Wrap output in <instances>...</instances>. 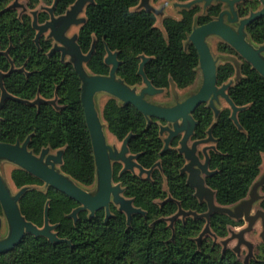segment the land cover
<instances>
[{
  "label": "trees",
  "instance_id": "obj_1",
  "mask_svg": "<svg viewBox=\"0 0 264 264\" xmlns=\"http://www.w3.org/2000/svg\"><path fill=\"white\" fill-rule=\"evenodd\" d=\"M13 0H0V72L5 91L25 102L40 98L38 107L7 100L0 110V143H22L30 136L28 150L39 155L42 149H63L60 171L84 189L94 186L95 163L89 132L80 102V80L73 66L60 61V54L48 56L53 41L41 36L35 43L36 31L29 14L19 15L9 8ZM76 0H56L53 14L59 17ZM187 3L192 0H172ZM54 0H27V8L34 10L39 3L51 7ZM139 0H93L84 10L85 22L77 32V44L83 54L94 47L86 69L99 76H107L110 67L104 59L107 49L117 53V76L129 86H140L137 74L141 57L148 60L144 73L156 89L169 91L170 81L179 90L191 86L199 72L198 55L189 43L193 28L215 20L222 11V2L215 1L202 12L199 5L181 11L180 19L165 18L163 30L156 27V17L143 9L137 10ZM260 0H245L236 6L239 19L256 12ZM49 20L46 11L37 14L38 24ZM251 43H264V15L245 29ZM223 64L217 62V85L226 84L238 71L227 93L237 107L238 129L230 120V110L222 109L216 119L206 104L198 106L192 117L197 121L192 141L211 136L214 149L208 154L209 170L213 174L205 183L215 193V202L231 207L248 197L253 183L259 178L264 154V79L224 42L218 47ZM7 52V56L3 53ZM218 61L219 57L215 58ZM22 69V70H21ZM196 93L188 94L185 98ZM1 96V91H0ZM183 98V99H185ZM182 99V100H183ZM55 101L56 106L50 104ZM180 100V101H182ZM102 118L109 133L128 142L130 154L149 171V178L123 172L120 163L112 164L114 184L123 188V196L145 214H135L130 224L126 216L110 205V218L105 211L92 217L80 211L73 222L68 215L79 207L71 198L45 186L27 172L15 168L10 179L16 189L32 188L22 194L18 206L25 219L38 228L44 224V209L48 202V219L57 225L59 239L70 243H50L43 237L26 235L10 252L0 255V264H242L231 249L224 251L219 244L205 236L199 244L196 238L205 226V219L186 217L177 219L173 229L167 219L178 211L198 215L207 212L205 202L195 197L181 170L186 164L177 148L179 137L173 138L169 149L161 154L164 141L160 125L165 123L147 119L132 105H124L109 97L102 110ZM159 163V167L155 166ZM264 194V185L261 187ZM264 211V198L259 202ZM0 215H2L0 209ZM242 220L213 214L209 228L213 235L225 238L229 227H240ZM249 264H264V243L257 247V256Z\"/></svg>",
  "mask_w": 264,
  "mask_h": 264
},
{
  "label": "water",
  "instance_id": "obj_2",
  "mask_svg": "<svg viewBox=\"0 0 264 264\" xmlns=\"http://www.w3.org/2000/svg\"><path fill=\"white\" fill-rule=\"evenodd\" d=\"M215 1L225 4L226 9L220 12L215 20L193 28L188 37L189 43L194 47L198 55L199 73L201 77L200 87L196 93L168 106L157 105L147 100V97L161 94L164 90L154 88L147 79L143 70L148 60L146 57H141V63L137 72L142 79L140 86L129 87L117 76V70L120 64L117 60V53H112L108 49L106 50L107 55L104 59L105 65L110 67L107 76L94 75L86 69V64L93 54L94 47L92 46L87 54H83L77 44V35L67 37L66 33L72 26H81L84 24L85 18H79V15L81 13L84 14L85 7L93 3V0H76L65 14L59 17H55L53 14L56 2L54 0L53 5L45 10L49 14V20L43 24H38L37 14L35 11L32 12V28L36 31V45H38L39 38L48 33L47 39L53 41V47L48 56L57 52L60 54L61 62H64L66 57H70L71 61L67 63L73 66L74 72L80 80V102L90 136L95 163L96 180L94 190L87 191L60 171L63 149L56 150L54 154L50 153L51 150L48 147L42 149L39 155L30 152L28 150L30 136L22 143L19 141L13 145L0 143V164L2 161L8 162L15 166V168L21 169L42 181L45 186L52 187L78 203L79 207L68 215L73 222L76 221L77 214L80 211H87L89 217H92L99 210L105 211L104 220L106 222L111 216L109 207L112 204L117 207L119 212L126 216V223L129 225L133 215H144L145 213L141 209L134 207L132 199H127L123 196V188H121L120 184L113 183L112 164L120 163L122 165L120 174L127 171L133 173L137 169L138 176L145 175L146 178H149L150 170H144L136 162L137 155L130 154L128 142L131 135H128L121 142L119 151L107 143L104 133V129H107V126L102 118V113H99L96 105L98 94H106L117 99L124 105H132L147 119L154 118L165 123V125L171 126L165 127L160 125V136L163 132L168 133L167 138L163 140L164 147L161 154L169 149V144L173 138L181 135L177 150L186 162L181 173L186 174V183L194 189L195 197L200 202L206 203L207 212L198 215L192 211H184L178 205L177 213L167 219L169 227H172L173 221L178 218L193 217L194 219H205V226L196 239L197 244H199L204 235L211 234L209 223L210 217L213 214L227 215L233 220L243 219L248 225L245 229L233 235V238H236L238 241L234 251L238 252L240 245H245L249 252L244 262L245 264H249L253 246L244 240L243 235L251 230L255 221L260 219L263 226L261 236L264 237V211L259 209L254 215H251L253 205L264 198L259 195L261 187L264 185V176L259 177L253 183L247 198L231 207L219 206L215 202L214 191L207 187L205 183V178L213 174L209 170V156L206 155L202 163L196 154L197 146L208 142L215 143V140L211 136V128L208 129L206 138L194 140L191 145H189V141H191L194 129L197 126V121L192 117L194 110L201 104H206L212 109L214 119H216L221 110L217 109L215 104L219 102L220 98L224 99L229 107L230 120L240 129L237 115L245 107L235 106L229 98L227 90L231 82L223 84L220 87L217 85V61L212 56L207 39L212 36L221 39L222 42L234 49L264 79V43L261 45L251 43L245 31L248 25L264 15V0H260L261 8L258 11L251 12L248 17L243 19H239L235 11V5L242 0H192L180 6L184 7V9H189L192 5L202 2L206 9V7ZM148 2L149 0H139L137 7L141 6L146 12L154 14ZM18 7L20 5L16 2L9 6L12 9ZM3 54L7 56V52ZM13 71L14 68L11 65L8 73L4 74L0 72V110L7 100L27 103L10 96L4 89L3 78ZM138 87H140L139 90L137 89ZM170 88L174 99H177L175 84L172 81H170ZM41 102L43 100L38 98L27 104L38 107ZM50 104L56 106L54 100L50 101ZM58 165L59 168H57ZM155 166L159 167V163ZM32 188L38 190L44 189V187L26 186L19 190L17 189L18 192L15 195H11L8 186L3 181L0 171V209L8 227L7 235L0 239V255L10 252L18 246L26 235L35 238L43 237L50 243H70L65 239H59L55 233L57 225H51L49 223L48 202L45 204L44 224L42 228L36 227L21 214L18 206L19 199L24 192ZM1 225L0 217V229ZM262 239L264 240V238ZM222 250L224 251L225 249Z\"/></svg>",
  "mask_w": 264,
  "mask_h": 264
},
{
  "label": "rangeland",
  "instance_id": "obj_3",
  "mask_svg": "<svg viewBox=\"0 0 264 264\" xmlns=\"http://www.w3.org/2000/svg\"><path fill=\"white\" fill-rule=\"evenodd\" d=\"M14 2H16L18 5H20V7L16 8L19 15L26 13V14H29L31 16V18H32V12L35 11L36 14H38L40 11H45L47 8H50L49 6H46L42 3H39L34 10H30L27 8V0H13L11 5ZM148 4L153 9L154 15L156 17V27L159 28L160 30H163V27H162L163 19L168 18V17L176 19V20L180 19L181 11L184 9V7H182L180 5H184L185 3L172 1V0H149ZM194 5H199L203 10L205 9L204 3H202V2H200L198 4H194ZM194 5H192V6H194ZM260 8H261V6L259 7V9ZM136 9L140 10V9H143V7L140 6V7H137ZM79 18H85L84 14L81 13L79 15ZM79 28H80V25L72 26L67 31L66 36L67 37H73L74 35H77ZM47 35H48V33L44 34L43 36L45 38H47ZM221 42H222L221 39H219L218 37H214V36L209 37L207 39V43L210 47L212 56L214 58L219 57V59L217 61L218 64L224 63V61H222L220 59V57L224 58V55L220 54L218 52V49H217L218 45ZM70 61H71L70 57H66L64 60V62H70ZM238 76H239L238 71H236L235 76L232 77L227 83L231 82V85L234 84ZM200 84H201V77H200V73L198 72L196 80L191 86H189L183 90H179L175 87V93L177 95V99H174V97L172 95L173 94L172 90L170 88L169 91L164 90L161 94L147 97V100L149 102L157 104V105H164V106L172 105L176 101H180L183 98H185L188 94H191V93L197 91L200 87ZM137 89L139 90L140 87H138ZM109 97L110 96H108L106 94H98V96L96 98V105H97V109H98L100 114L102 113L103 107H104L105 103L108 101ZM215 107L219 110H222L224 108H227V109L229 108L227 103L222 98H220L219 102L217 104H215ZM162 126L171 127L170 125H162ZM104 133H105L107 143L112 148L119 151L120 147H121V143L118 142L109 133V131L106 128L104 129ZM167 136H168L167 132H163L161 135L163 140H165L167 138ZM180 137H181V135H180ZM191 143H192V141H189V145H191ZM213 149H214V142H208L206 144H202V145L197 146L196 154H197L199 160L203 163L205 160V156L208 155L209 152ZM55 152L56 151H50L51 154H54ZM57 168H59V165L57 166ZM13 169H15V166H13L12 164H10L8 162L2 161L0 164L1 176H2L5 184L8 186V188L11 192V195H15L18 192V190L14 187V185L12 184L11 179H10V173ZM133 173L138 175V170L135 169ZM142 176H145V175H142ZM262 176H264V154L262 155V166H261V171H260L259 177H262ZM86 190L87 191H93L94 186L86 188ZM259 195L264 197V194L261 191L259 192ZM259 202L260 201L256 202L253 205L251 215H254V213L260 209L259 208ZM0 217H1V223H2L1 229H0V239H1L7 235L8 227H7V224H6V221H5V218L3 217V215H0ZM178 219H182V218H178ZM174 221H173V223H174ZM242 222H243V224L240 227H229L227 236L225 238H218L217 236H214L212 233L206 234L202 238H204L205 236L210 237L211 240L214 243L219 244L222 249H231L235 253V255L237 256L239 261L242 264H245L244 260H245L246 256L248 255V252H249L248 248L245 245H240L238 252H235L234 249L237 246L238 241L236 238H233L234 234L239 233L241 230H243L247 227V225H248L247 222H245L243 219H242ZM173 223H172V227H169L170 229H173ZM168 225H169V222H168ZM262 231H263L262 222L260 219H258L252 225L251 230L246 232L243 235L244 240L253 246L252 257L249 258V263L251 260L256 259L257 247L260 246L262 243H264V240L262 239L264 237L261 236Z\"/></svg>",
  "mask_w": 264,
  "mask_h": 264
},
{
  "label": "flooded vegetation",
  "instance_id": "obj_4",
  "mask_svg": "<svg viewBox=\"0 0 264 264\" xmlns=\"http://www.w3.org/2000/svg\"><path fill=\"white\" fill-rule=\"evenodd\" d=\"M244 1H245V0H242L240 3L244 2ZM238 4H239V3H238ZM238 4L235 5V11H236V6H237ZM222 5H223V6H222V11H223V10H225L226 5L223 4V3H222ZM260 6H261V3H260ZM260 6H259V7H260ZM206 8H207V7H206ZM204 10H205V9H204ZM258 10H259V8H258ZM258 10H257V11H258ZM222 11H221V12H222ZM202 12H203V9H202ZM236 13H237V11H236ZM219 14H220V13H219ZM234 27H236V25H234ZM178 137L180 138V136H178ZM191 141H192V140H191Z\"/></svg>",
  "mask_w": 264,
  "mask_h": 264
}]
</instances>
